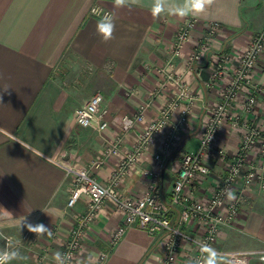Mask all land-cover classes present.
I'll return each mask as SVG.
<instances>
[{
	"label": "crops",
	"instance_id": "crops-1",
	"mask_svg": "<svg viewBox=\"0 0 264 264\" xmlns=\"http://www.w3.org/2000/svg\"><path fill=\"white\" fill-rule=\"evenodd\" d=\"M95 4L109 9L114 18V38L110 41L104 42L96 31L100 17L89 12ZM193 17L198 20L197 27L186 41L183 55L174 62V70L182 73L195 95L187 117L190 129L180 134L177 147L170 151L162 150L163 133L146 145L116 186L123 196L138 195L154 182L161 198L169 199L179 151L197 148L205 105L220 97L217 84L207 85L211 58L223 48L231 52L229 64L236 63L251 33L264 30V0H213L203 14ZM185 18L171 14L154 18L150 0H137L124 8H116L113 0H0V232L18 241L12 250L23 257L12 264L56 262L54 254L61 252L74 214L87 207L84 196L67 206L72 177L59 160L70 157L87 166L101 156L108 142L117 141L116 153L99 168L91 169L98 181H108L119 159L135 147L138 132L158 116L162 101L173 90L169 85L167 91L151 97L160 78L155 69L169 57L176 26ZM211 20L222 29L207 49L200 70H187L188 51L201 37L204 23ZM250 76L264 91V52ZM226 81L224 77L222 83ZM128 89L136 92L127 94ZM96 91L103 95L108 109V126L98 131L73 119L74 108ZM148 100L143 118L132 129L122 130L120 117L136 112ZM263 110L260 94L251 116L254 122L262 118ZM176 117L177 110L170 119ZM238 136L236 130L225 126L217 143L231 153ZM157 151L164 154L165 161L152 178L143 170L152 168V155ZM208 162L210 173L196 182L195 196L208 197L223 172L213 153ZM240 207L213 244L217 264H228V253L235 251L246 252L247 264H264V190L253 187ZM98 214L89 223L73 264H156L162 255L160 234L131 224L109 247L108 236L122 213L106 202ZM176 215L172 208V219ZM25 216L32 224L43 223L51 235L36 236L26 228L20 231L18 221ZM188 228L194 231L196 225ZM24 232L30 236L22 239ZM3 242L0 235V249ZM104 250L108 254L99 261Z\"/></svg>",
	"mask_w": 264,
	"mask_h": 264
},
{
	"label": "built area",
	"instance_id": "built-area-1",
	"mask_svg": "<svg viewBox=\"0 0 264 264\" xmlns=\"http://www.w3.org/2000/svg\"><path fill=\"white\" fill-rule=\"evenodd\" d=\"M89 12L97 17L111 15L109 9L97 4ZM197 24L198 20L189 16L176 26L170 55L163 65L155 69L160 78L151 92V97L167 91L169 85H172L173 90L162 101L158 116L147 121L138 132L135 147L119 159L120 162L107 182L98 181L92 175L91 169L99 168L108 156L116 153L117 141L108 142L101 156L92 159L87 166L80 165L70 157L59 160L58 163L63 166L65 173L72 177L67 206H73L82 196L87 201L86 209L74 214L73 225L60 252L69 257L68 264H73L89 223L102 212L106 202H111L122 213L120 222L108 236L109 247L116 244L131 224H136L144 227L150 234H160L162 237V255L156 264H196L202 256L200 246L208 244L213 247L219 231L233 222L252 188L264 190V110L259 121L254 122L251 118L257 97L262 94L264 99V91L259 84L252 82L250 76L264 52V30L251 33L235 64H229L232 55L227 49H220L213 54L207 85L217 84L220 97L214 103L205 105L206 111L197 130V148L179 151L177 173L171 183L169 199L165 201L161 198L154 182L134 196H123L116 187L126 170L137 160L139 153L158 134L163 133L161 145L163 152H166L177 147L180 134L190 129L187 117L193 107L195 95L183 79L182 73L174 70V62L183 55V47ZM221 29L216 21L204 23L201 37L188 51L185 60L187 70H200L207 49ZM224 77H227V81L222 83ZM126 92L134 94L136 91L128 89ZM103 99L99 91L90 95L83 104L74 108V122L82 127H92L96 131L107 127L108 109L103 105ZM148 105L149 100L140 104L136 112L124 113L120 117L122 130L135 127L137 121L143 118ZM176 110V120H171L170 115ZM225 126L239 133L238 144L231 153L217 143V137ZM210 153L222 163L223 172L215 180L210 195L203 198L195 196L194 192L196 182L210 173ZM163 156L160 151L154 152L152 168L143 172L152 178L156 177L164 166ZM225 189L233 191L235 200L227 199ZM172 208L177 210L174 219ZM193 224L196 225L194 231L188 228ZM1 236L4 248L12 249L18 244L12 236L3 233ZM29 236L28 232H24L22 239ZM107 254V250L101 251L98 260H103ZM246 258L245 251L228 253L231 264H247Z\"/></svg>",
	"mask_w": 264,
	"mask_h": 264
},
{
	"label": "clouds",
	"instance_id": "clouds-1",
	"mask_svg": "<svg viewBox=\"0 0 264 264\" xmlns=\"http://www.w3.org/2000/svg\"><path fill=\"white\" fill-rule=\"evenodd\" d=\"M137 0H113L116 8L129 7ZM213 0H150V11L154 18L160 17L162 14H171L178 17L199 16L203 14L207 7L212 4ZM95 11V10H94ZM96 31L102 37L104 42L114 38L115 23L114 18L110 14L101 15L96 24ZM2 99V98H0ZM23 146V145H22ZM42 155V153H40ZM225 194L229 201L235 200V195L231 189H225ZM20 231L26 228L29 232L36 236L44 234L51 235V230L43 223L32 224L28 222L26 216L18 221ZM202 253L201 258L196 264H217V251L208 244L200 246ZM23 259L19 251L9 248L0 249V264H12L13 261ZM69 257L66 254L56 252L54 260L56 264H68Z\"/></svg>",
	"mask_w": 264,
	"mask_h": 264
},
{
	"label": "rangeland",
	"instance_id": "rangeland-1",
	"mask_svg": "<svg viewBox=\"0 0 264 264\" xmlns=\"http://www.w3.org/2000/svg\"><path fill=\"white\" fill-rule=\"evenodd\" d=\"M184 21V20H183ZM181 23V22H180ZM177 29V28H176ZM194 30V29H193ZM192 30V31H193ZM176 31V30H175ZM260 31H262V30H260ZM174 35H175V32H174ZM173 40H174V36H173ZM223 49V48H222ZM215 156V155H214ZM0 235H1V233H0ZM15 239V238H14ZM16 240V239H15ZM229 261H227V263H228ZM228 264H230V262L228 263Z\"/></svg>",
	"mask_w": 264,
	"mask_h": 264
}]
</instances>
